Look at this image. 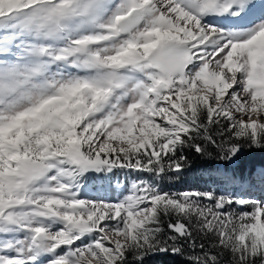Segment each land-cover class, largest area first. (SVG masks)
I'll use <instances>...</instances> for the list:
<instances>
[{
  "label": "snow or ice",
  "instance_id": "6c2138e0",
  "mask_svg": "<svg viewBox=\"0 0 264 264\" xmlns=\"http://www.w3.org/2000/svg\"><path fill=\"white\" fill-rule=\"evenodd\" d=\"M245 150L264 0H0V264H264Z\"/></svg>",
  "mask_w": 264,
  "mask_h": 264
},
{
  "label": "trees",
  "instance_id": "16d2710c",
  "mask_svg": "<svg viewBox=\"0 0 264 264\" xmlns=\"http://www.w3.org/2000/svg\"><path fill=\"white\" fill-rule=\"evenodd\" d=\"M191 155V154H189ZM241 167H255L264 164V152L255 151V150H245V154L239 161ZM195 175L199 176L198 172V165H193V170L186 173V175L180 180L175 183H165L162 185L163 189H167V187L173 188H185V186H190L191 184L200 183L199 177L198 180L196 179ZM159 260V258H157ZM167 264H182L180 257H168L165 258Z\"/></svg>",
  "mask_w": 264,
  "mask_h": 264
},
{
  "label": "rangeland",
  "instance_id": "374dc122",
  "mask_svg": "<svg viewBox=\"0 0 264 264\" xmlns=\"http://www.w3.org/2000/svg\"><path fill=\"white\" fill-rule=\"evenodd\" d=\"M195 177H196V179L198 180V177L199 176H197V175H195ZM199 184V181H198V183H196V185H198ZM194 185L195 184H191L190 186H185V188H178L177 187V189L176 188H173V187H167V189H165V191H169V190H172V191H177V190H185V189H188V188H192V187H194Z\"/></svg>",
  "mask_w": 264,
  "mask_h": 264
}]
</instances>
